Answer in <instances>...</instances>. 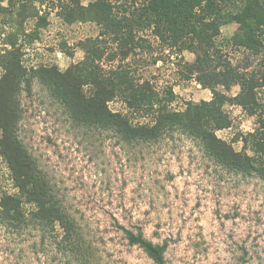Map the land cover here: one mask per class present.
<instances>
[{
    "label": "rangeland",
    "instance_id": "374dc122",
    "mask_svg": "<svg viewBox=\"0 0 264 264\" xmlns=\"http://www.w3.org/2000/svg\"><path fill=\"white\" fill-rule=\"evenodd\" d=\"M237 1L222 3L223 11H236L241 5ZM96 2L110 5L112 18L126 25L147 1L0 0V39L4 41L8 33L10 42L7 46L1 42L0 78L5 51L14 49L28 69L55 65L66 72L83 69L88 55L85 46L94 43L99 50L94 65L104 79L127 71L134 84H149L156 94L157 104L152 107L130 105V92L124 91L107 102L133 125L152 126L162 107L184 112L190 105L212 100L211 91L195 76L188 80L183 76L186 65L195 61L193 52L161 44L153 26L133 25V41L127 45L122 42L126 28L122 37L103 23L80 20L82 9ZM239 29L236 23L223 26L216 45L233 65L249 64L262 75L264 53L255 56L231 44ZM140 41H146V47L135 48ZM130 48L133 51L125 56ZM89 71L94 68L83 73ZM23 87L20 138L64 207L81 224L91 250L89 264H153L142 249L129 245L117 225L131 230L139 227L154 244H166V264H264L263 179L220 166L179 132L155 143L129 144L111 131L77 126L38 81L30 89ZM218 89L228 97L241 92L239 85ZM83 90L92 97L98 89L87 83ZM256 102L261 107L256 115L227 103L224 111L231 126L217 130L216 135L259 164L264 163V153L252 136L261 132L264 87L256 91ZM2 193L16 190L0 153ZM36 241L33 232L10 237L0 231V264H80L51 250L38 253Z\"/></svg>",
    "mask_w": 264,
    "mask_h": 264
},
{
    "label": "trees",
    "instance_id": "16d2710c",
    "mask_svg": "<svg viewBox=\"0 0 264 264\" xmlns=\"http://www.w3.org/2000/svg\"><path fill=\"white\" fill-rule=\"evenodd\" d=\"M135 18L126 20V25L112 18L111 6L96 2L82 9L80 20L103 23L107 30L127 36L122 42L133 41V25L139 28L153 26V33L160 43L168 48L180 46L196 55L192 64L186 65L185 78L195 76L203 88L213 95L209 102L190 105L184 112H171L160 108L152 126L133 125L122 114L112 111L107 102L118 92H130L128 103L137 108L157 104L156 94L149 84H134L129 73L111 74L104 79L100 69L94 65L93 57L99 52L95 44H86L88 55L83 69L62 72L55 65L31 67L22 64L13 51H5L4 73L0 78V153L11 172L16 193L0 194V231L6 236H22L26 231L35 233L34 246L39 252L51 250L57 255L75 258L80 264H89L91 250L87 247L81 224L68 211L54 192L37 160L29 153L19 135L22 120L20 94L33 81L43 85L50 96L66 111L77 126L93 127L113 132L126 143H155L179 132L198 143L205 154L220 166L242 174L256 175L264 180V163H259L246 153L236 151L219 139L217 130L229 128L231 121L224 111L227 103H236L256 115L260 106L256 102V91L264 87V72L251 70L250 65H233L223 49L216 45L221 28L230 23L240 25L239 32L231 39L237 48L258 56L264 53V1L241 0L236 11H223L222 3L237 0H146ZM146 41L135 44L146 47ZM147 44V43H146ZM150 48V47H149ZM135 50V49H134ZM133 48L126 49L127 56ZM1 56V54H0ZM99 57V55H98ZM94 71L83 73L86 69ZM96 86L95 95L87 97L84 85ZM239 85L241 92L228 97L218 88L229 89ZM261 114V115H260ZM261 132L255 146L264 153V113H259ZM129 245L142 249L153 264H166V244H154L148 240L141 228L128 229L117 225Z\"/></svg>",
    "mask_w": 264,
    "mask_h": 264
},
{
    "label": "crops",
    "instance_id": "0c3cea01",
    "mask_svg": "<svg viewBox=\"0 0 264 264\" xmlns=\"http://www.w3.org/2000/svg\"><path fill=\"white\" fill-rule=\"evenodd\" d=\"M8 2H10V0H8ZM9 6H10V5H9ZM9 6H8V7H9ZM9 10H11V9H9ZM11 12H12V14H15L14 11H11ZM10 28H12L11 25H10ZM25 33H26V31H25ZM7 36H9L8 33H7L6 35H4V37H3V38H4V41H1L2 39H0V47H1V45H2L3 42H4V43H3L4 46L9 45L10 42H9V40H7ZM5 40L7 41L6 43H5ZM1 42H2V43H1Z\"/></svg>",
    "mask_w": 264,
    "mask_h": 264
}]
</instances>
